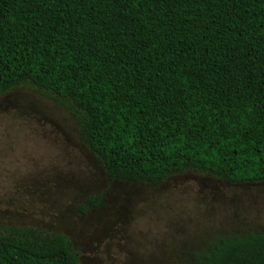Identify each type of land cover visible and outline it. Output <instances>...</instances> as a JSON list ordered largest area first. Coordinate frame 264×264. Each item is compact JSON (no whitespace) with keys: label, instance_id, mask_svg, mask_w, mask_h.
Here are the masks:
<instances>
[{"label":"trees","instance_id":"obj_1","mask_svg":"<svg viewBox=\"0 0 264 264\" xmlns=\"http://www.w3.org/2000/svg\"><path fill=\"white\" fill-rule=\"evenodd\" d=\"M19 89L69 114L111 182L264 184V0H0V98ZM194 258L264 264V234ZM0 264L82 263L62 234L0 225Z\"/></svg>","mask_w":264,"mask_h":264},{"label":"rangeland","instance_id":"obj_2","mask_svg":"<svg viewBox=\"0 0 264 264\" xmlns=\"http://www.w3.org/2000/svg\"><path fill=\"white\" fill-rule=\"evenodd\" d=\"M0 225L62 234L82 264H195L216 238L264 234V184L111 182L69 114L19 89L0 98Z\"/></svg>","mask_w":264,"mask_h":264}]
</instances>
